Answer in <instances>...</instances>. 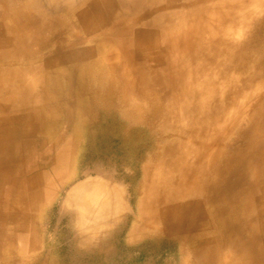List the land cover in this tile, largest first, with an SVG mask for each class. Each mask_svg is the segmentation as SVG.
<instances>
[{
	"label": "rangeland",
	"instance_id": "rangeland-1",
	"mask_svg": "<svg viewBox=\"0 0 264 264\" xmlns=\"http://www.w3.org/2000/svg\"><path fill=\"white\" fill-rule=\"evenodd\" d=\"M46 1L0 0V114L31 116L36 122L13 135L22 142L18 160L26 187L35 176L41 184L60 175L63 181L55 183L58 199L49 208L44 204L39 214L42 239L35 254H25L20 236L9 238L0 225V264H196L195 250L213 251L210 262L201 258L200 264H219L233 255L236 237L225 225L241 227L253 214L245 194L256 185L252 170L264 159V5L237 10L241 17L224 22L210 44L189 41L186 64L163 73L159 49L152 48L164 34H101L106 29L100 20L79 17L93 0H69L70 8L58 10ZM150 1L127 7L142 15ZM165 1L182 6L212 0ZM194 12L172 16L178 20ZM11 130L0 138H10ZM212 139L225 150L213 162L212 177L200 175L198 202L208 222L186 235L184 254L169 237L132 239L138 222L131 211L145 194L143 169L152 168L156 182L167 178L164 191L173 192L179 165L190 166L192 151ZM68 150L65 163L61 157ZM100 174L125 193L128 210L108 233L107 248L97 241L88 248L72 242L78 221L60 220V205L77 182ZM224 193L231 205L222 219L218 199ZM252 194L258 198L259 191Z\"/></svg>",
	"mask_w": 264,
	"mask_h": 264
},
{
	"label": "bare ground",
	"instance_id": "bare-ground-1",
	"mask_svg": "<svg viewBox=\"0 0 264 264\" xmlns=\"http://www.w3.org/2000/svg\"><path fill=\"white\" fill-rule=\"evenodd\" d=\"M47 1L56 10L61 7L65 9L70 8L69 0ZM136 2L137 0H93L81 12L79 17L84 19L91 14L95 19L100 20L104 27L103 29H106L101 34H164L162 41H156L154 47L152 46L153 50L156 48L159 49V56L157 58L164 61L163 65L158 64V70L161 69L163 73L170 71L171 66H178L180 68L186 64L188 54L190 53V47H187L186 44L189 41H193L194 45L209 43L213 39V34H219V30L222 28L224 22L233 23L235 22V18L241 17L238 15L237 10L245 12L246 5L249 3L256 7L264 5L262 0H212L206 3L203 2L201 5L184 4L182 6L175 3H166L165 0H151L142 15H136L127 7L128 4H134ZM142 4L144 3L142 2ZM189 9H195V12L192 14L188 13L186 17L178 20L175 19V16H172L173 14H177V12H187ZM101 18L103 21H101ZM139 24L141 26L146 25L149 28L146 27L148 29L141 31V29L137 28ZM152 27H155V29L158 28L153 32ZM108 37L110 38L111 36ZM150 49L148 48V50ZM122 52L125 54V59L127 56L129 57L126 49H123ZM152 52H150L151 56ZM29 117L16 118L9 117L7 114H0V135L6 134L12 129V136L10 138H0V225H2L3 230L9 233V238H15L16 235L20 236L25 254H35L40 248L39 242L42 239V236L38 232L40 230L39 214L44 204H47L49 208L58 199L56 195L60 192H56L55 183H61L63 181V175L56 176L57 179L54 176V179H56L54 180L55 182L49 180L43 184H41V179L38 178L39 176H35L29 182L28 187L24 184L25 176L23 165L22 161L18 160L19 151L20 149L22 150V142H17V139H14L13 135H21L25 132L26 127L30 129L35 126V120ZM261 141L264 143L263 138ZM198 148L200 151L195 148L191 153L193 162L190 163V166H185L183 163L179 165L177 176L171 180L173 192L166 193L164 191L166 182H168L167 178H162L159 182H156L153 179V169L149 166L143 169L145 194L135 213L133 209L131 211L136 216L138 222L131 231L132 239H136L137 235H141V237H145L146 239L152 237H169L179 246L181 254H184L186 235L195 230L194 227L196 224L208 222L204 212L201 210L200 202H198V195L201 193V189H203L200 183V179H202L200 175L207 177V179L212 177L211 168L213 162L224 153L225 147L220 144L219 146L213 145L212 139L204 145H200ZM190 149L192 148L190 147ZM69 155L70 150L61 157L65 163ZM248 156L252 159L249 154ZM187 157L189 158L190 156L187 155ZM263 163L264 159L260 164L261 166L259 165L257 169L252 170L256 185L254 183L250 185L246 189L245 194L249 197L248 209L253 214L241 227L229 224L225 225V229L230 237H236V242H234L235 249L232 251L234 252L233 255L223 257V260L219 264H264ZM249 171H251L250 167ZM161 172L160 177L162 175ZM94 175L95 173L92 174V176ZM73 178L72 176L69 180ZM47 179L49 178L47 177ZM161 190L163 191L162 194L160 193ZM255 190L259 191L258 198L252 196ZM241 191L244 190L242 189ZM241 193L244 194L243 192ZM225 194L220 195L218 199L219 204L222 205L220 206L222 210L218 211L220 217L222 211L231 205L230 198ZM170 196L172 197L170 198ZM185 200H189V204ZM126 202L125 193L110 183V177L107 174H100L95 179L87 178L85 181L77 182L69 189L60 205V220H63L67 216L76 217L79 231L73 232L75 234H72L71 239L74 244L89 248V246L93 245V242L97 241L106 247L105 243L108 241L109 236H112V234L108 233L114 230L113 228L115 226L113 225L119 223L121 217L128 210ZM205 202L210 203L209 198H206ZM221 218L223 219V217ZM5 226L9 228L6 230ZM69 233L71 235L72 232ZM246 234L250 236V241L246 239ZM257 242L261 243L253 244ZM240 245L245 246L246 249H244V252L238 248ZM216 246L219 245L216 244ZM251 246L253 249L254 247L257 248V250L254 249L257 253H252L253 249H251ZM194 253L197 258L196 264H200L201 258L205 259V263L210 262L213 251H208L206 255L205 250H195Z\"/></svg>",
	"mask_w": 264,
	"mask_h": 264
}]
</instances>
